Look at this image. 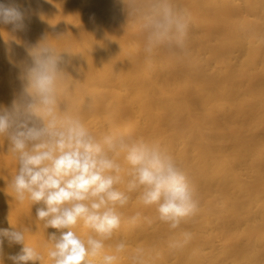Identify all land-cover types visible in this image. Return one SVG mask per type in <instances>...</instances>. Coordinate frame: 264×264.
I'll return each instance as SVG.
<instances>
[{
	"label": "bare ground",
	"instance_id": "bare-ground-1",
	"mask_svg": "<svg viewBox=\"0 0 264 264\" xmlns=\"http://www.w3.org/2000/svg\"><path fill=\"white\" fill-rule=\"evenodd\" d=\"M0 2L25 15L22 28L0 23V107L22 94L27 49L48 40L68 76L62 106L97 135L160 143L191 177L200 208L180 229L169 230L135 196L122 209L125 218L140 211L153 223L122 226L109 242L123 238L130 246L118 264H130L137 246L147 264H264V0H174L190 16L188 54L161 47L151 57L124 0ZM9 149L0 138V228L30 224L26 242L50 264L43 245L59 232L36 220L40 205L11 196L16 162ZM182 231L192 241L170 249ZM21 247L5 241L4 264Z\"/></svg>",
	"mask_w": 264,
	"mask_h": 264
},
{
	"label": "clouds",
	"instance_id": "clouds-1",
	"mask_svg": "<svg viewBox=\"0 0 264 264\" xmlns=\"http://www.w3.org/2000/svg\"><path fill=\"white\" fill-rule=\"evenodd\" d=\"M128 17L140 25L144 51L166 48L169 54H188L190 16L174 0H124ZM20 8L0 2V23L22 28ZM56 48L43 40L27 49L31 65L22 69V94L10 107H0V138L7 140L16 162L8 187L14 200H26L36 209L44 230L53 228L43 245L50 264H118L129 252L127 240L116 237L122 226L153 220L140 211L125 218L135 196L155 219L169 230L194 218L200 208L191 177L160 143L125 133L95 134L60 100L68 77L59 67ZM12 225V224H11ZM13 226V225H12ZM82 227L86 232L76 231ZM31 225L0 228V264L4 244L22 245L8 255L12 264H44L45 255L26 242ZM193 239L189 231L169 241L172 250L183 249ZM130 264H147L146 251L137 246L128 255Z\"/></svg>",
	"mask_w": 264,
	"mask_h": 264
}]
</instances>
